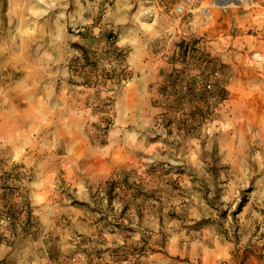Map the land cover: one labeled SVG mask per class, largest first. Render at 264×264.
Here are the masks:
<instances>
[{"label":"rangeland","instance_id":"rangeland-1","mask_svg":"<svg viewBox=\"0 0 264 264\" xmlns=\"http://www.w3.org/2000/svg\"><path fill=\"white\" fill-rule=\"evenodd\" d=\"M232 2L0 0V264H264V0Z\"/></svg>","mask_w":264,"mask_h":264},{"label":"built area","instance_id":"built-area-1","mask_svg":"<svg viewBox=\"0 0 264 264\" xmlns=\"http://www.w3.org/2000/svg\"><path fill=\"white\" fill-rule=\"evenodd\" d=\"M204 0H178L177 10L180 14L187 12L188 9H191L193 15L192 22L200 21V14H212V9L203 5Z\"/></svg>","mask_w":264,"mask_h":264},{"label":"bare ground","instance_id":"bare-ground-1","mask_svg":"<svg viewBox=\"0 0 264 264\" xmlns=\"http://www.w3.org/2000/svg\"><path fill=\"white\" fill-rule=\"evenodd\" d=\"M229 0H219V3L220 4H223V3H226V2H228ZM232 1V0H231ZM246 1H250V0H233V2L232 3H236V2H239L240 4H241V2L243 3V2H246ZM218 3V4H219Z\"/></svg>","mask_w":264,"mask_h":264}]
</instances>
